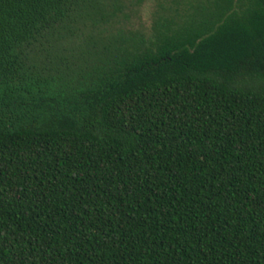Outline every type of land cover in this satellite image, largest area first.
I'll return each mask as SVG.
<instances>
[{
    "label": "trees",
    "instance_id": "trees-1",
    "mask_svg": "<svg viewBox=\"0 0 264 264\" xmlns=\"http://www.w3.org/2000/svg\"><path fill=\"white\" fill-rule=\"evenodd\" d=\"M182 4L0 0V264H264V0Z\"/></svg>",
    "mask_w": 264,
    "mask_h": 264
},
{
    "label": "rangeland",
    "instance_id": "rangeland-1",
    "mask_svg": "<svg viewBox=\"0 0 264 264\" xmlns=\"http://www.w3.org/2000/svg\"><path fill=\"white\" fill-rule=\"evenodd\" d=\"M106 11L114 13L102 30L107 34L137 32L148 36L157 16L169 13L184 0H103Z\"/></svg>",
    "mask_w": 264,
    "mask_h": 264
}]
</instances>
